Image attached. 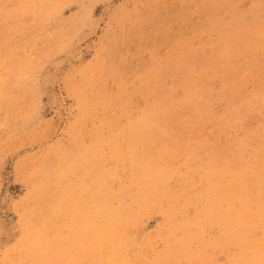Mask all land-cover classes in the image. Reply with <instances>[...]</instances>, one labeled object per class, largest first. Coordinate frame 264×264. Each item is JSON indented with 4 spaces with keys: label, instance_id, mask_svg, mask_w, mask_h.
<instances>
[{
    "label": "rangeland",
    "instance_id": "obj_1",
    "mask_svg": "<svg viewBox=\"0 0 264 264\" xmlns=\"http://www.w3.org/2000/svg\"><path fill=\"white\" fill-rule=\"evenodd\" d=\"M263 241L264 0H0V264H264Z\"/></svg>",
    "mask_w": 264,
    "mask_h": 264
},
{
    "label": "bare ground",
    "instance_id": "obj_2",
    "mask_svg": "<svg viewBox=\"0 0 264 264\" xmlns=\"http://www.w3.org/2000/svg\"><path fill=\"white\" fill-rule=\"evenodd\" d=\"M220 3H221V2H220ZM36 17H37V16H36ZM201 17H202V16H201ZM55 18H56V17H55ZM42 34H43V33H42ZM29 44H30V43H29ZM262 49H263V48H262ZM202 53H203V52H202ZM201 56H203V55L201 54ZM250 69H251V68H250ZM145 71H146V70H145ZM162 74H163V73H162ZM152 79H153V78H152ZM158 81H159V80H158ZM179 91H180V90H179ZM212 96H213V95H212ZM149 102H150V101H149ZM213 107H214V106H213ZM247 107H248V106H247ZM247 107H246V108H247ZM154 108H155V107H154ZM214 109H215V108H214ZM172 113H173V112H172ZM218 113H219V112H218ZM140 123H141V122H140ZM247 126H248V125H247ZM193 128H194V127H193ZM140 131H141V130H140ZM138 132H139V131H138ZM138 132H137V135H138ZM147 132H148V131H147ZM191 135H192V134H191ZM143 136H144V135H143ZM183 138H184V136H183ZM205 138H206V137H205ZM200 139H201V138H200ZM253 145H254V144H253ZM142 146H143V145H141V147H142ZM166 147H167V146H166ZM135 149H136V148H135ZM132 150H133V149H132ZM136 150H137V149H136ZM249 151H250V150H249ZM133 152H134V151H133ZM135 152H136V151H135ZM231 152H232V151H231ZM136 153H137V152H136ZM165 153H166V152H165ZM130 154H132V153H130ZM137 154H138V153H137ZM132 156H134V154H133ZM137 156H138V155H137ZM137 156H136V158H137ZM160 157H161V156H160ZM160 157H159V158H160ZM232 157H234V156H232ZM129 158H131V157H129ZM152 158H153V157H152ZM235 158H236V157H235ZM251 159H252V158H251ZM129 160H131V159H129ZM152 160H153V159H152ZM175 160H176V159H175ZM132 162H133V161H132ZM134 162H135V161H134ZM134 162H133V163H134ZM244 162H245V161H244ZM138 163H139V162H138ZM130 166H131V165H130ZM133 166H135V165H133ZM133 166H132V167H133ZM138 166H139V164H138ZM171 166H172V165H171ZM242 167H243V166H242ZM130 168H131V167H130ZM133 168H134V167H133ZM138 169H139V168H138ZM141 170H142V169H141ZM158 170H159V169H158ZM159 172H160V171H159ZM134 173H135V172H134ZM191 174H194V173H191ZM191 174H190V175H191ZM132 175H133V174H132ZM157 175H158V173H157ZM161 176H162V175H161ZM196 176H197V175H196ZM142 177H143V176H142ZM146 177H147V176H146ZM183 177H184V176H183ZM236 177H237V176H236ZM140 178H141V177H140ZM211 178H212V177H211ZM214 178H215V177H214ZM214 178H213V179H214ZM252 178H254V177H252ZM143 179H144V178H143ZM145 179H147V178H145ZM145 179H144L143 181H145ZM178 179H180V177H178ZM178 179H177V180H178ZM191 179H192V178H191ZM198 179H199V178H198ZM213 179H212V180H213ZM133 180H134V179H133ZM147 180H148V179H147ZM173 180L175 181V179H173ZM173 180H172V181H173ZM185 180H186V179H185ZM192 180H193V179H192ZM199 180H200V179H199ZM166 181H167V180H166ZM174 181H173V182H174ZM193 181H194V180H193ZM204 181H205V180H204ZM208 181H209V180H208ZM137 182H139V181H137ZM175 182H176V181H175ZM177 182H178V181H177ZM201 182H202V181H201ZM205 182H206V181H205ZM171 183H172V182H171ZM209 183H210V182H209ZM248 183H249V182H248ZM138 184H139V183H138ZM167 184H168V183H167ZM174 184H175V183H174ZM179 184H180V182H179ZM188 184H189V183H188ZM190 184H191V183H190ZM205 184H206V183H205ZM250 184H251V183H250ZM255 184H256V183H255ZM170 185H171V184H170ZM252 185H254V183H253ZM160 186H161V185H160ZM172 186H173V185H172ZM183 186H184V185H183ZM192 186H193V185H192ZM199 186H200V184H199ZM248 186H249V184H248ZM248 186H247V187H248ZM167 187H168V185H167ZM201 187H202V186H201ZM144 188H145V187H144ZM150 188H151V187H150ZM172 188H173V187H172ZM148 189H149V188H148ZM164 189H165V188H164ZM174 189H175V188H174ZM238 189H239V188H238ZM180 190H181V189H180ZM180 190H179V191H180ZM191 190H192V189H191ZM155 191H156V190H155ZM158 191H159V190H158ZM160 191H161V190H160ZM167 191H169V190L167 189ZM174 191H175V190H174ZM187 191H188V190H187ZM189 191H190V188H189ZM199 191H200V190H199ZM131 192H132V191H131ZM153 192H154V191H153ZM175 192H177V191H175ZM192 192H193V191H192ZM196 192H197V191H196ZM182 193H183V192H182ZM203 193H204V192H203ZM135 194H136V193H135ZM160 194H161V193H160ZM162 194H163V193H162ZM162 194H161V195H162ZM165 194H166V193H165ZM171 194H172V193H171ZM179 194H180V192H179ZM212 194H213V193H212ZM141 195H142V194H141ZM183 195H185V194H183ZM193 195H194V194H193ZM204 195H205V194H204ZM133 196H134V195H133ZM171 196H172V195H171ZM174 196H175V195H173V197H174ZM181 196H182V195H181ZM181 196H180V197H181ZM194 196H195V195H194ZM155 197H157V196H155ZM160 197H161V196H160ZM165 197H166V196H165ZM178 197H179V196H178ZM180 197H179V198H180ZM184 197H186V196H184ZM195 197H196V196H195ZM199 197H200V196H199ZM138 198H139V197H138ZM166 198H167V197H166ZM175 198H176V197H175ZM188 198H189V197H188ZM205 198H206V197H205ZM207 198H208V197H207ZM239 198H240V197H239ZM169 199H170V197H169ZM189 199L191 200V198H189ZM200 199H202V198H200ZM148 200H149V199H148ZM160 200H161V199H160ZM172 200H173V198H172ZM176 200H177V199H176ZM182 200H183V198H182ZM202 200H203V199H202ZM137 201H138V200H137ZM137 201H136V203H137ZM152 201H153V199H152ZM169 201H170V200H169ZM232 201H233V200H232ZM164 202H165V201H164ZM164 202H163V203H164ZM179 202H180V200H179ZM194 202H195V201H194ZM198 202H199V201H198ZM201 202H203V201H201ZM205 202H206V200H205ZM233 202H234V201H233ZM136 203H134V204H136ZM144 203H145V202H144ZM144 203H143V204H144ZM185 203H187V202H185ZM219 203H221V202H219ZM237 203H238V202H237ZM246 203H247V202H246ZM174 204H175V203H174ZM224 204H225V203H224ZM238 204H239V203H238ZM238 204H237V205H238ZM132 205H133V204H132ZM211 205H212V204H211ZM225 205H226V204H225ZM235 205H236V203H235ZM145 206H146V205H145ZM183 206H184V205H183ZM189 206H190V205H189ZM189 206H188V207H189ZM197 206H198V205H197ZM206 206H207V205H206ZM214 206H215V205H214ZM125 207H126V206H125ZM127 207H128V206H127ZM133 207H134V205H133ZM181 207H182V205H181ZM202 207H204V206H202ZM249 207H250V206H249ZM135 208L137 209V207H135ZM139 208H142V207H138V209H139ZM147 208H148V206H147ZM170 208H171V207H170ZM191 208H192V207H191ZM191 208H190V209H191ZM207 208H209V207H207ZM254 208H255V205H254ZM136 209H135V210H136ZM143 209H144V208H143ZM192 209H193V208H192ZM194 209H195V208H194ZM194 209H193V210H194ZM201 209H202V208H201ZM203 209H204V208H203ZM211 209H212V208H211ZM127 210H128V209H127ZM145 210H146V209H145ZM181 210H182V209H181ZM188 210H189V209H188ZM204 210H205V209H204ZM142 211H143V210H142ZM142 211H141V212H142ZM146 211H147V210H146ZM127 212H128V211H127ZM130 213H133V212H130ZM169 213H170V212H169ZM179 213H180V212H179ZM179 213H178V214H179ZM182 213H183V212H182ZM128 214H129V213H128ZM128 214H127V215H128ZM141 214H143V213H141ZM176 214H177V212H176ZM188 214H189V213H188ZM197 214H198V213H197ZM226 214H227V213H226ZM180 215H181V214H180ZM201 215H202V214H201ZM113 216H114V214H113ZM125 216H126V215H125ZM138 216H139V215H138ZM138 216H137V217H138ZM169 216H170V215H169ZM185 216H186V215H185ZM203 216H204V215H203ZM214 216H215V215H214ZM258 216H259V215H258ZM105 217H106V216H105ZM121 217H122V215H121ZM121 217H120V218H121ZM135 217H136V215H135ZM200 217H202V216H200ZM109 218H110V217H108V219H109ZM171 218H172V217H171ZM174 218H175V217H174ZM104 219H105V218H104ZM175 219H176V218H175ZM253 219H254V218H253ZM173 220H174V219H173ZM188 220H189V219H188ZM203 220H204V219H203ZM209 220H210V219H209ZM105 221H106V220H105ZM105 221H103V222L105 223ZM126 221H127V220H126ZM216 221H217V219H216ZM253 221H254V220H253ZM100 222H101V221H100ZM111 222H112V221H111ZM166 222H167V221H166ZM172 222H173V221H172ZM172 222H171V223H172ZM175 222H176V220H175ZM175 222H174V223H175ZM210 222H211V221H210ZM210 222H209V223H210ZM213 222H214V221H213ZM211 223H212V222H211ZM116 224H117V223H116ZM203 224H204V223H203ZM107 225H108V224H107ZM112 225H113V224H112ZM177 225H178V224H177ZM210 225H211V224H210ZM53 226H54V225H53ZM184 226H186L185 223H184ZM45 227H46V226H45ZM106 227H107V226H106ZM109 227H110V226H109ZM112 227H113V226H112ZM167 227H168V226H167ZM189 227H190V226H189ZM258 227H259V226H258ZM33 228H34V227H32V229H33ZM47 228H48V226H47ZM95 228H97V227H95ZM95 228H94V229H95ZM98 228H100V227H98ZM107 228H108V227H107ZM110 228H111V227H110ZM116 228H117V227H116ZM180 228H181V227H180ZM184 228H185V227H184ZM187 228H188V227H187ZM29 229H30V228H29ZM32 229H30V230H32ZM48 229H49V228H48ZM50 229H51V228H50ZM53 229H54V228H53ZM55 229H56V228H55ZM169 229H170V227H169ZM188 229H190V228H188ZM37 230H39V229H37ZM42 230H44V228H42ZM45 230H46V228H45ZM98 230H99V229H98ZM98 230H97V232H98ZM101 230H103V228H102ZM258 230H259V229H258ZM93 231H94V230H93ZM93 231H91V232H92L93 234H95V232H93ZM108 231H109V230H108ZM187 231H188V230H187ZM30 232H31V231H30ZM38 232H39V231H38ZM48 232H49V231H48ZM50 232H51V231H50ZM183 232L185 233V231H183ZM28 233H29V232H28ZM33 233H34V231H33ZM52 233H53V232H51L50 236H51V235H55V234H52ZM101 233H102V232H101ZM181 233H182V232H181ZM187 233H188V232H187ZM202 233H203V232H202ZM29 234H30V233H29ZM48 234H49V233H48ZM104 234H105V233H104ZM175 234H176V233H175ZM182 234H183V233H182ZM222 234H223V233H222ZM255 234H257V233H255ZM259 234H260V233H259ZM33 235H34V234H33ZM38 235H39V234H38ZM98 235H99V233H98ZM118 235H119V234H118ZM185 235H186V234H185ZM30 236H31V235H30ZM56 236H58V234H57ZM109 236H110V233H109ZM181 236H183V235H181ZM32 237H33V236H32ZM95 237H96V235H95ZM97 237H98V236H97ZM100 237H101V236H100ZM100 237H99V238H100ZM115 237H116V236H115ZM115 237H114V238H115ZM120 237H121V236H120ZM120 237H119V238H120ZM124 237H125V236H124ZM174 237H175V235H174ZM176 237L179 238L178 235H177ZM37 238H38V237H37ZM50 238H51V237H50ZM54 238H55V237H54ZM105 238H106V237H105ZM108 238H109V237H108ZM110 238H111V236H110ZM110 238L107 239V240H111V239H112V238H111V239H110ZM114 238H113L112 241H115V240L118 239V238H115V240H114ZM170 238H171V237H170ZM55 239H56V238H55ZM128 239H129V238H128ZM173 239H174V238H173ZM28 240H29V239H28ZM35 240H37V239H35ZM35 240H34V241H35ZM38 240H39V239H38ZM95 240H97V238H96ZM175 240H176V239H175ZM187 240H188V239H187ZM195 240H196V239H195ZM195 240H194V241H195ZM230 240H231V239H230ZM261 240H262V239H261ZM30 241H31V240H30ZM32 241H33V240H32ZM40 241H42V240H40ZM48 241H50V240H48ZM97 241H98V240H97ZM119 241H120V239H119ZM132 241H133V240H132ZM169 241H171V240H169ZM178 241H179V239L177 240V242H178ZM259 241H260V240H259ZM85 242H86V241H85ZM85 242H83V243H85ZM95 242H96V241H95ZM129 242H130V241H129ZM135 242H136V241H135ZM179 242H180V241H179ZM260 242H261V241H260ZM38 243H39V242H38ZM38 243H37V244H38ZM50 243H51V242H50ZM99 243H100V242H99ZM121 243H122V241H121ZM189 243H191V242H189ZM226 243H227V242H226ZM261 243H262V242H261ZM263 243H264V241H263ZM32 244H33V243H32ZM35 244H36V242H35ZM37 244H36V246H37ZM102 244H103V243H102ZM106 244H107V243H106ZM123 244H124V243H123ZM172 244H174V243H172ZM178 244H180V243H178ZM255 244H256V243H255ZM91 245H92V244H91ZM93 245H94V244H93ZM95 245H96V244H95ZM98 245H99V244H98ZM98 245H97V246H98ZM109 245H110V244H109ZM129 245H130V244H128V246H129ZM27 246H29V245H27ZM40 246L42 247V245H40ZM44 246H45V245H44ZM89 246H90V245H89ZM186 246H187V245H186ZM262 246H263V245H262ZM94 247H95V246H94ZM120 247H121V246H120ZM177 247H178V246H177ZM177 247H176V248H177ZM193 247H194V246H193ZM83 248H84V247H83ZM89 248H91V247H89ZM117 248H118V247H117ZM128 248H129V247H128ZM170 248H172V245L170 246ZM176 248H175V249H176ZM27 249H28V248H27ZM84 249H85V248H84ZM95 249H96V248H95ZM108 249H109V248H108ZM113 249H114V247H113ZM125 249H126V248H125ZM156 249H157V248H156ZM186 249H187V248H186ZM86 250H87V248H86ZM88 250H89V249H88ZM93 250H94V249H93ZM104 250H105V249H103V251H104ZM121 250H122V249H120V252H121ZM128 250H129V249H128ZM130 250H131V249H130ZM228 250H229V248H228ZM230 250H231V249H230ZM28 251H30V250H28ZM96 251H97V249H96ZM103 251H102V252H103ZM126 251H127V250H126ZM172 251H173V250H172ZM193 251H194V248H193ZM33 252H34V250H33ZM45 252H46V251H45ZM100 252H101V251H100ZM109 252H110V250H109ZM130 252H131V251H130ZM132 252H133V251H132ZM170 252H171V251H170ZM174 252H176V251H174ZM94 253H95V251H94ZM94 253H93V254H94ZM115 253H116V252H115ZM171 253H172V252H171ZM180 253H181V252H180ZM192 253H193V252H192ZM225 253H226V252H225ZM31 254H33V253H31ZM35 254H36V253H35ZM47 254H48V253H47ZM104 254H105V253H104ZM121 254H123V253H121ZM124 254H126V253H124ZM164 254H165V253H164ZM166 254H168V253H166ZM20 255H21V254H20ZM39 255H40V254H39ZM110 255H111V253H110ZM130 255H131V254H130ZM169 255H170V254H169ZM171 255H172V254H171ZM171 255H170V258H171ZM181 255H182V254H181ZM18 256H19V255H18ZM21 256H22V255H21ZM24 256H26V255H24ZM28 256H29V255H28ZM35 256H36V255H35ZM117 256H118V255H117ZM156 256H157V255H156ZM156 256H155V257H156ZM30 257H31V256H30ZM108 257H110V256H108ZM111 257H112V256H111ZM128 257H129V255H128ZM130 257H131V256H130ZM153 257H154V256H153ZM159 257L161 258V256H159ZM168 257H169V256H168ZM181 257H182V256H181ZM20 258H21V257H20ZM33 258H34V257H33ZM37 258H38V255H37L36 258H34V259H37ZM42 258H43V256H42ZM44 258H45V257H44ZM46 258H47V257H46ZM86 258H87V257H86ZM93 258H94V257H93ZM105 258H106V257H105ZM176 258H177V256H176ZM183 258H184V257H183ZM186 258H187V257H186ZM23 259H24V258H23ZM26 259H27V258H26ZM28 259H30V258H28ZM34 259H33V261H34ZM40 259H41V258H40ZM88 259H89V258H88ZM108 259H110V258H108ZM108 259H107V260H108ZM158 259H159V258H158ZM162 259L164 260V259H166V258L164 257V258H162ZM180 259H181V258H180ZM67 260H68V259H67ZM86 260H87V259H86ZM89 260H90V259H89ZM89 260H87V261H89ZM111 260H112V259H111ZM159 260H160V259H159ZM159 260H158V261H159ZM167 260H169V258H168ZM171 260H172V259H171ZM29 261H30V260H29ZM39 261H40V260H39ZM41 261H42V260H41ZM43 261H44V260H43ZM98 261H99V260H98ZM109 261H110V260H109ZM127 261H128V260H127ZM156 261H157V260H156ZM176 261H177V260H176ZM34 262H36V261H34ZM99 262H100V261H99ZM104 262H105V261H104ZM117 262H118V260H117ZM125 262H126V261H125ZM129 262H131V261H129ZM133 262H134V261H133ZM133 262H132V263H133ZM153 262H154V260H153ZM159 262H160V261H159ZM172 262H173V261H172ZM17 263H18V262H17ZM36 263H37V262H36ZM44 263H45V262H44ZM97 263H98V262H97ZM97 263H96V264H97ZM100 263H101V262H100ZM132 263H131V264H132ZM165 263H166V261H165ZM165 263H164V264H165ZM170 263H171V261H170ZM20 264H21V263H20ZM24 264H28V263H25V262H24ZM40 264H41V263H40ZM98 264H99V263H98ZM105 264H106V263H105ZM128 264H129V263H128ZM153 264H154V263H153ZM158 264H159V263H158ZM224 264H225V263H224Z\"/></svg>",
    "mask_w": 264,
    "mask_h": 264
}]
</instances>
